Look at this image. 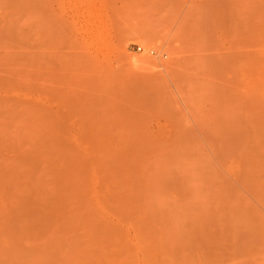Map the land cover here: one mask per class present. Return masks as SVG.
Returning a JSON list of instances; mask_svg holds the SVG:
<instances>
[{"label": "rangeland", "instance_id": "obj_1", "mask_svg": "<svg viewBox=\"0 0 264 264\" xmlns=\"http://www.w3.org/2000/svg\"><path fill=\"white\" fill-rule=\"evenodd\" d=\"M249 1L0 0V169L19 180L0 183V264H264V0ZM122 142L144 145L143 190L113 210L92 169L73 215L79 198L55 192L80 167L47 163ZM30 190L45 208L28 218L13 203Z\"/></svg>", "mask_w": 264, "mask_h": 264}, {"label": "bare ground", "instance_id": "obj_2", "mask_svg": "<svg viewBox=\"0 0 264 264\" xmlns=\"http://www.w3.org/2000/svg\"><path fill=\"white\" fill-rule=\"evenodd\" d=\"M233 1V0H232ZM249 1V0H248ZM250 3H251V1H249ZM259 2V1H258ZM263 2V1H262ZM234 3V2H233ZM248 5V4H247ZM250 5V4H249ZM252 5H253V3H252ZM260 5V4H259ZM262 7V6H261ZM244 8V7H243ZM246 9V8H245ZM255 11H258V9L256 10V8L254 9ZM262 10V9H261ZM247 11V10H246ZM254 11V12H255ZM245 12V11H244ZM247 12H249V11H247ZM252 13V12H251ZM250 13V14H251ZM253 14V13H252ZM255 14V13H254ZM262 14V13H261ZM223 16V15H222ZM254 16V15H253ZM256 16V15H255ZM258 16V15H257ZM260 16H262V15H260ZM243 17V16H242ZM252 18H255L256 19V22L259 20V18L257 17H252ZM261 18V17H260ZM248 19H250V18H248ZM255 19H253V20H255ZM258 19V20H257ZM245 20H247V19H245ZM252 20V19H251ZM262 22H263V20H262ZM182 23V22H181ZM243 23V22H242ZM250 23V22H249ZM234 26V25H233ZM250 26V25H249ZM251 26H252V24H251ZM262 26V25H261ZM248 27V26H247ZM235 28V27H234ZM246 28V27H245ZM255 28V27H254ZM256 29V28H255ZM255 29H253V30H255ZM258 29V28H257ZM243 30V29H242ZM264 31V30H263ZM262 31V32H263ZM5 35V34H4ZM251 44H253V43H251ZM16 45V44H15ZM256 46V45H255ZM258 57V56H257ZM11 60V59H10ZM14 60V59H13ZM262 60V59H261ZM12 61V60H11ZM138 62V61H137ZM142 62H144V61H142ZM15 63V62H14ZM145 63H147V62H145ZM134 64H136V63H134ZM138 64V63H137ZM140 65V64H139ZM142 65V64H141ZM15 66V65H14ZM133 66V65H132ZM137 66V65H136ZM1 70V69H0ZM6 70V69H5ZM13 74H15V73H13ZM7 75V74H6ZM12 75V74H11ZM18 75V74H17ZM3 99H5V98H3ZM1 101V100H0ZM9 101H11V100H9ZM251 101V100H250ZM3 102V101H2ZM5 102V101H4ZM7 103V102H6ZM8 104V103H7ZM7 106V105H6ZM256 106V105H255ZM5 107V106H4ZM8 107V106H7ZM16 107V106H15ZM9 108H10V106H9ZM8 108V109H9ZM13 108V107H12ZM16 109V108H15ZM7 110V109H6ZM27 110H29V109H27ZM12 111V110H11ZM7 112V111H6ZM13 112V111H12ZM254 112V111H253ZM256 112V111H255ZM8 113V112H7ZM11 113V112H10ZM19 113V112H18ZM4 114V113H3ZM10 115V114H9ZM8 115V116H9ZM12 115V114H11ZM11 117V116H10ZM9 117V118H10ZM12 117H13V115H12ZM22 117V116H21ZM1 118H3L2 116H1ZM24 118V117H23ZM3 120V119H2ZM4 120H6L7 121V119L5 118ZM21 120H23V119H21ZM4 122V121H3ZM17 124V123H16ZM252 124V123H251ZM260 124V123H259ZM6 126V125H5ZM4 126V127H5ZM10 126H11V124H10ZM9 127V126H8ZM22 127V126H21ZM13 128V127H12ZM17 128V127H16ZM19 128V127H18ZM18 128H17V130H18ZM259 128V127H258ZM10 129V128H9ZM41 129V128H40ZM6 130H8V128L6 129ZM5 130V131H6ZM255 130V129H254ZM223 131V130H222ZM244 131V130H243ZM249 131V130H248ZM14 132H16V131H14ZM19 132V131H18ZM39 132H40V130H39ZM245 132V131H244ZM7 132H5V134H6ZM21 133V132H20ZM24 133V132H23ZM22 133V134H23ZM247 133V132H246ZM41 134V133H40ZM245 134V133H244ZM257 134V133H256ZM255 134V135H256ZM9 135V134H8ZM7 135V136H8ZM38 135V134H37ZM260 135V134H259ZM1 137H2V135H0ZM4 136V135H3ZM42 136V135H41ZM240 136H242V135H240ZM245 136V135H244ZM253 136V135H252ZM6 137V136H5ZM9 137H11V136H9ZM25 137V136H24ZM29 137H31V136H29ZM45 137V136H44ZM249 136H245V138L244 139H247ZM258 137V136H257ZM264 137V136H263ZM3 138V137H2ZM7 138V137H6ZM242 138V137H241ZM1 139V138H0ZM10 139V138H9ZM8 139V140H9ZM12 139V138H11ZM19 139V138H18ZM22 140H23V136H22V138H21ZM33 139V138H32ZM42 138H40V139H38L37 138V140L36 139H34V140H36V142L38 141V140H40L39 142H42V140H41ZM46 139V138H45ZM251 139V138H250ZM4 140V139H3ZM44 140V139H43ZM239 140V139H238ZM238 140H236V143L238 142ZM240 140H243V138L242 139H240ZM247 140H249V139H247ZM260 140V139H259ZM258 140V141H259ZM262 140V139H261ZM4 141H7V139L6 140H4ZM18 141V140H17ZM20 141V140H19ZM59 141V142H58ZM57 141V143H61V141L60 140H58ZM114 141V140H113ZM127 141V140H126ZM125 141V142H126ZM228 141V140H227ZM251 141V140H250ZM250 141H248V142H250ZM30 142V141H29ZM110 142V141H109ZM124 142V141H123ZM123 142L120 144V145H117V144H115L114 146H109V145H107V146H103V147H100V148H98V149H96V150H91L90 152H89V154H88V158L90 159V163H89V160L88 159H86V160H88V163H87V161H84L85 162V164H84V162H83V160H81L80 161V156H81V154L79 155L77 152H76V154H74V155H71V156H73L72 157V159H69V160H65V161H58V162H54V163H47L48 165L46 166L45 164V166H46V168H49V166L51 167H53V169H54V167H58V166H60L59 168H62V167H64V169H67L68 168V170H67V173H68V171H69V169H71V168H73V169H77V168H75V167H80V170H75V171H78V173L80 174V175H78V177H74L75 176V174H74V172L75 171H71V172H73V173H70V171H69V174H71L70 176H72L73 174H74V178H72L70 181L72 182V183H67V184H69V185H67V187L65 188H57L56 189V192H55V189H54V192H55V194L57 193L58 194V197L57 198H59V199H62V201L63 202H66V201H64V200H67V202H68V199L69 198H79L78 199V201H73V202H71V203H73V204H75V205H71V206H73V208H72V210L75 208V206H76V208L77 209H75L74 211H75V213H72L73 215H75V214H77L78 212H79V210L80 209H82V208H86V206H87V208L89 209V207L92 205H90V203H84V202H82L81 203V198L80 197H82L85 193H87V188L88 187H90L91 185H89L88 183L90 182L91 183V181H90V176H92V175H90L91 174V170L92 169H97L98 167H99V169H98V171H100V172H102V174L103 175H105L104 177L108 180V182H109V185H110V187H106V188H108V193H107V190H106V193L108 194V196H107V194L106 193H103L104 194V197H105V194H106V196L107 197H105V198H107L106 199V201H108V204H110V202H113L114 204H113V207L115 208V209H113V210H117V211H121L120 209H123L124 210V205H125V203L127 202V201H129L133 196H137L140 192H141V190H143V188H141L142 187V185H145L147 182H146V180H144V182H143V179H142V177L144 176V175H142V176H140L143 172L142 171H140L141 170V168L140 169H138L137 171V173H135V171H134V168L135 169H137L138 168V161H137V159L139 158V159H141L139 156H137L138 158H136V155H133L132 153H133V150H134V147L133 146H130V145H135L136 143H134V144H132V143H130V145L128 144V143H124V145H122L123 144ZM233 142V141H232ZM244 142H245V140H244ZM243 142V143H244ZM12 143L14 144V145H12ZM17 143V146L15 145V143L14 142H12L11 141V149H12V146H13V148H14V146H15V148H18L19 146H21L22 144H21V142H20V145H19V142H16ZM139 142H137V144H138ZM225 143V142H224ZM246 143V142H245ZM244 143V144H245ZM256 143V142H255ZM0 146H2L3 144H5V145H3L4 146V148H5V146L8 148L9 147V143H7L8 144V146H7V144H6V142H3V144H2V141L0 142ZM27 144V143H26ZM36 144V143H35ZM37 144H39V143H37ZM112 144V143H111ZM128 146H127V145ZM136 144V145H137ZM244 144H243V148H244ZM258 144V143H257ZM263 144V143H262ZM19 145V146H18ZM29 145V144H28ZM28 145H26V146H28ZM117 145V146H116ZM140 145V144H139ZM139 145H137V146H139ZM239 145V144H238ZM247 145V144H246ZM245 145V146H246ZM259 145V144H258ZM35 146V145H34ZM33 146V147H34ZM39 146V145H38ZM36 147L35 148V150H33L32 152L34 153V152H36V154H35V156L37 155V151H38V149H39V147ZM249 146V145H248ZM257 146V145H256ZM32 147V148H33ZM40 147H41V150H43V149H46L47 150V148H44L43 146H41V144H40ZM53 147V146H52ZM51 147V149H53ZM141 147V150H142V147H144V145L143 144H141L140 146H139V148ZM219 147V146H218ZM225 147V146H224ZM3 148V149H4ZM10 148V147H9ZM38 148V149H37ZM43 148V149H42ZM137 148V147H136ZM135 148V149H136ZM242 148V149H243ZM2 148H0V150H1ZM10 149V150H11ZM18 149H22V151L24 150L22 147L20 148H18ZM28 149V148H27ZM49 150H51L50 149V147L48 148ZM244 149H246V147L244 148ZM255 149H257V147L255 148ZM254 149V150H255ZM261 149V148H260ZM263 150H264V148H262ZM14 150V149H13ZM30 150V149H29ZM32 150V149H31ZM48 150V151H49ZM59 151V149L58 148H56L55 149V146H54V149L52 150L53 152L54 151ZM137 150V149H136ZM140 150V149H139ZM140 150V151H141ZM144 150V149H143ZM146 150V149H145ZM175 150V149H174ZM185 150V149H184ZM237 150V149H236ZM263 150H262V153H263ZM12 151V150H11ZM18 150H16V152H17ZM21 151V152H22ZM77 151V150H76ZM171 151V150H170ZM186 151V150H185ZM238 151H240V150H238ZM246 151H248V150H246ZM251 151V150H250ZM30 152V151H29ZM32 152H30L31 154H29L28 152V154L26 155V153L25 154H23V158L24 157H26L27 158V156H28V158L29 157H32V156H34L33 154H32ZM39 152V151H38ZM79 152V151H78ZM91 152H92V154H91ZM135 152V151H134ZM137 152H138V150H137ZM23 153H24V151H23ZM49 153H52V152H49ZM48 153V154H49ZM75 153V152H74ZM140 153V152H139ZM142 153V152H141ZM147 153V152H146ZM149 153H150V151H149ZM17 154H19V152L17 153ZM22 154V153H21ZM41 154H43V153H41ZM41 154H39L38 153V155H41ZM47 154V153H46ZM87 154V153H86ZM91 154V155H90ZM131 154L134 156V157H132V159H131ZM151 154V153H150ZM240 154H241V152H240ZM253 154V153H252ZM252 154H250V155H252ZM29 155H32V156H29ZM84 155V154H83ZM98 155H99V157H98ZM156 155V154H155ZM246 155V154H245ZM254 155V157H253V159L254 160H256L255 162H258L257 161V159L259 160V161H261L262 160V162H263V157H264V155H262L263 157L262 158H260V156H258V157H255L256 156V154H253ZM259 155H260V153H259ZM19 157H22V156H20V155H18ZM248 156H249V154H248ZM19 157H15V158H13V159H15V160H19ZM37 157V156H36ZM146 156H144V158H145ZM150 157V156H149ZM243 157H245V159H246V157H247V155L246 156H243ZM251 157V156H250ZM38 158V157H37ZM37 158L35 159L34 158V160L32 159H30V161H32L31 162V165L32 164H34L33 163V161H35V162H37L36 160H37ZM85 158V157H84ZM87 158V157H86ZM255 158H257V159H255ZM260 158V159H259ZM11 160H12V158H10ZM20 159H22V158H20ZM81 159H83V156H82V158ZM134 159V160H133ZM143 159V158H142ZM153 159H155V158H153ZM249 159V158H248ZM252 159V162H248V165L250 166V163H252V164H254L253 163V160ZM23 160V159H22ZM26 160V161H25ZM27 160L28 159H24L22 162V164L24 165V167L27 165ZM85 160V159H84ZM24 161H25V164H24ZM38 164L40 163L41 164V162H40V159H38ZM137 161V162H136ZM162 161V160H161ZM160 161V162H161ZM251 161V160H250ZM18 162H20V160L18 161ZM29 162V161H28ZM83 162V163H82ZM105 162V163H104ZM210 162V161H209ZM21 163V162H20ZM106 163H108L106 166H105V164ZM109 163H111L110 165H109ZM247 163V162H246ZM4 164H6V163H4ZM37 164V163H36ZM135 164L137 165V166H135ZM140 164V163H139ZM8 165H11V166H15V165H13V163L11 164H8ZM7 165V167H8V169H7V167H5L6 169H7V171H6V169L4 170V168H2V169H0L1 171H2V173L4 172V171H6V172H4L3 173V175L4 176H2L1 175V172H0V183H3L4 181L3 180H5V179H7V181L8 180H10V181H12V182H14L15 183V181L17 182V184H18V181L19 180H14V179H12L13 177V174H14V172H13V169H10L9 170V166ZM28 167L30 168V164L28 163ZM35 165V164H34ZM64 165V166H63ZM109 165V166H108ZM142 165V164H141ZM156 165V164H155ZM246 165V164H245ZM18 166V165H17ZM22 166V165H21ZM36 166V165H35ZM39 166V165H38ZM97 166V167H96ZM103 166H105L106 168H104ZM147 166V165H146ZM34 167V166H33ZM33 167H32V169H33ZM51 167V168H52ZM260 167V166H259ZM12 168H14V167H12ZM37 168V167H36ZM35 168V169H36ZM46 168H44L43 169V171H41V172H43L44 173V171H46ZM50 168V169H51ZM108 168V169H107ZM110 168V169H109ZM166 168V167H165ZM175 168V167H174ZM250 168V167H249ZM263 168V167H262ZM15 169V168H14ZM19 169H20V165H19ZM21 169H22V167H21ZM31 169V168H30ZM63 169V168H62ZM170 169H171V167H170ZM256 169V168H255ZM15 170H17V169H15ZM24 170V169H23ZM23 170H22V172H23ZM160 170V169H159ZM159 170H158V172H159ZM9 171V172H8ZM31 171V170H30ZM38 172H40L39 170H37ZM36 171V172H37ZM47 171H48V169H47ZM46 171V172H47ZM80 171V172H79ZM208 171V170H207ZM214 171V170H213ZM256 171V170H255ZM19 172V171H18ZM20 172H21V170H20ZM37 172V173H38ZM40 172V174H42ZM96 172H97V170H96ZM165 172V171H164ZM205 172V171H204ZM6 173V174H5ZM31 173H33V171L31 172ZM67 173L65 174V175H67ZM76 173V172H75ZM145 173H147L148 174V172H145ZM150 173V172H149ZM191 173V172H190ZM29 174V173H28ZM34 174V173H33ZM33 174H31V175H33ZM45 174V173H44ZM60 174V173H59ZM64 174V173H63ZM62 174V175H63ZM94 174V173H93ZM97 173H95V176H96V178H97V175H96ZM98 174H100V173H98ZM102 174H100L101 175V177L103 176ZM155 174V173H154ZM158 174H160V173H158ZM30 175V178H32V176ZM43 175V174H42ZM161 175V174H160ZM160 175H158V176H160ZM176 175H177V173H176ZM1 176H2V178H1ZM10 176L12 177V178H10ZM16 176H18L17 174H16ZM15 176V177H16ZM23 176H25V174L23 175ZM22 176V177H23ZM34 176H35V174H34ZM170 176V175H169ZM172 176V175H171ZM180 176V175H179ZM37 177V176H36ZM56 177H58V176H56ZM66 177V176H65ZM100 177V178H101ZM140 177H141V179H142V182H141V179H140ZM146 177V176H145ZM243 177V176H242ZM8 178H10V179H8ZM29 178V177H28ZM28 179V180H31V179ZM42 179L44 178V177H41ZM50 178H51V175H50ZM60 178V177H59ZM58 178V179H59ZM95 178V177H94ZM98 178H99V175H98ZM98 178H97V180H98ZM99 178V179H100ZM157 178H160V177H157ZM171 178V177H170ZM193 178V177H192ZM19 179H20V177H19ZM39 179H40V177H39ZM57 179V178H56ZM63 180H64V178H62ZM93 179V178H92ZM91 179V180H92ZM106 179L104 180V181H106ZM147 179V178H146ZM162 179V178H161ZM174 179V178H173ZM48 180V179H47ZM69 180V179H68ZM102 180H103V177H102ZM101 180V181H102ZM176 180V179H175ZM174 180V181H175ZM3 181V182H2ZM6 181V182H7ZM44 180H42V182H43ZM53 181H55L54 179H53ZM57 181V180H56ZM56 181L54 182V183H56ZM65 181V180H64ZM159 181V180H158ZM157 181V182H158ZM6 182H5V184L4 185H7L8 184V182H7V184H6ZM41 182V183H42ZM45 182V181H44ZM43 182V183H44ZM47 182V181H46ZM107 182V181H106ZM146 182V183H145ZM170 182H172V181H170ZM249 182V181H248ZM13 183V184H14ZM42 183V184H43ZM57 183H58V181H57ZM159 183V182H158ZM3 184H1V185H3ZM10 184V183H9ZM8 184V185H9ZM12 184V185H13ZM108 184V183H107ZM106 184V185H107ZM37 185V184H36ZM36 185H34L35 187H38V186H36ZM39 186H41L40 184H38ZM55 185H58V184H55ZM108 185V186H109ZM159 185V184H158ZM31 186V185H30ZM45 186V185H44ZM54 186V185H53ZM52 186V187H53ZM186 186V185H185ZM188 186V185H187ZM186 186V187H187ZM256 186V185H255ZM2 187H4V186H1V188ZM10 187V186H9ZM47 187V186H46ZM51 187V186H50ZM51 187V188H52ZM154 187V186H153ZM199 187V186H198ZM14 188H15V186H14ZM31 189L33 188V186H31L30 187ZM42 188V187H41ZM44 188V187H43ZM53 188H55V187H53ZM53 188H52V190H53ZM8 189V188H7ZM13 189V188H12ZM34 189V188H33ZM141 189V190H140ZM148 189V188H147ZM10 190V189H9ZM34 190H36V188L34 189ZM34 190H30L29 192H28V194H26V195H24L23 197L22 196H16V197H19V198H16L15 197V199H17V202L15 203H13V200H15L13 197L15 196L13 193H12V190L10 191V193H9V191H8V193H9V195L10 194H12L11 196H13L12 197V203L13 204H15L16 205V207L15 208H17V207H21V209L20 208H18L19 210H14L13 208H10L11 210L13 209L14 210V212L15 211H17L16 213L18 214V212L21 210V211H23V209L24 210H26V211H24V213H25V215H26V217H28V215H29V213H27V212H30L31 210H32V212H30V214L31 215H33L32 213L34 212L33 210H35V212H38L39 210H36V209H38L40 206L41 207H44L45 205L42 203L41 204V201H39L40 200V198L41 197H38L37 196V198H36V192H33ZM37 190H38V188H37ZM36 190V191H37ZM51 190V191H52ZM233 190V189H232ZM50 191V190H49ZM48 191V192H49ZM95 191V190H94ZM105 191V190H104ZM146 191V190H145ZM213 191V190H212ZM40 192H42V191H40ZM92 192V191H91ZM91 192L89 193L88 192V194L91 196ZM214 192V191H213ZM256 192V191H255ZM8 193H6L7 195H8ZM37 193H39V190H38V192ZM44 193L45 192H43V195H44ZM47 193V192H46ZM51 193H53V192H51ZM97 193H98V197H99V193L100 192H96L95 194L97 195ZM102 193V192H101ZM4 194H5V192H4ZM41 194V193H40ZM54 194V195H55ZM87 194V195H88ZM94 194V193H93ZM158 194V193H157ZM198 194V193H197ZM48 195H50L49 193L47 194V196ZM102 194H100V196H101ZM153 195V194H152ZM40 196H42V194L40 195ZM86 196V195H85ZM22 197V198H21ZM45 197H46V194H45ZM55 197V198H56ZM84 197V196H83ZM86 197H88V196H86ZM94 196H92V198H93ZM8 198V197H7ZM43 199H44V196L42 197ZM48 198V197H47ZM85 198V197H84ZM101 198L103 199V196H101ZM104 198V199H105ZM58 199V200H59ZM8 200V199H7ZM10 200V199H9ZM46 200V199H45ZM45 200H43L42 202H44V203H46V205H47V202L45 201ZM47 200H49V198L47 199ZM53 200V199H52ZM56 200V199H55ZM89 199L87 198V201H88ZM91 200V199H90ZM54 201V200H53ZM61 201V200H60ZM70 201H72L71 199H70ZM69 201V202H70ZM86 201V200H85ZM86 201V202H87ZM105 201V203H107ZM50 202V201H49ZM66 202V203H67ZM89 202V201H88ZM133 202V201H132ZM60 203V202H59ZM62 203V202H61ZM227 203V202H226ZM11 204V203H10ZM9 204V205H10ZM20 204H23V206H21ZM50 204V203H49ZM68 204V203H67ZM112 204V203H111ZM20 205V206H19ZM24 205L26 206V207H24ZM90 205V206H89ZM146 205V204H145ZM65 206V205H64ZM121 206V207H120ZM143 206V205H142ZM176 206V205H175ZM177 206H179V205H177ZM14 207V206H13ZM22 207H24L23 209H22ZM48 207V206H47ZM46 207V208H47ZM111 205H110V210H111ZM119 207H120V209H119ZM123 207V208H122ZM239 207V206H238ZM33 208V209H32ZM45 208V207H44ZM50 208V207H49ZM49 208L47 209V211L49 210ZM51 208H52V206H51ZM62 208V207H61ZM236 208H237V206H236ZM40 209V208H39ZM94 209V208H93ZM92 209V210H93ZM119 209V210H118ZM133 209V208H132ZM230 209V208H229ZM10 210V211H11ZM43 210H45L46 211V209H43ZM63 210V209H62ZM122 210V211H123ZM254 210V209H253ZM83 211H84V209H83ZM82 210H81V213L83 212ZM86 211H87V209H86ZM12 212V211H11ZM14 212H13V214H14ZM90 212V211H89ZM97 212V211H96ZM169 212V211H168ZM241 212V211H240ZM19 213H21L22 214V216L24 215L23 214V212H19ZM92 213V212H91ZM163 213V212H162ZM230 213V212H229ZM11 214V213H10ZM20 214V215H21ZM171 214V213H170ZM173 214V213H172ZM177 214V213H176ZM31 215H29V216H31ZM91 215H93V214H91ZM18 216V215H17ZM77 216V215H76ZM81 216V215H80ZM126 216H128V215H126ZM175 216V215H174ZM72 217V216H71ZM94 217V216H93ZM232 217V216H231ZM21 218V217H20ZM24 218V217H23ZM29 218V217H28ZM75 218V217H74ZM74 218H72V220L74 219ZM227 218V217H226ZM233 218V217H232ZM261 218V217H260ZM131 219V218H130ZM175 219V218H174ZM71 220V221H72ZM94 220V219H93ZM129 220V219H128ZM162 220V219H161ZM167 220V219H166ZM96 221V220H95ZM179 221V220H178ZM187 221V220H186ZM28 223H29V220L27 221ZM104 222V221H103ZM126 222V221H125ZM139 222V221H138ZM204 222V221H203ZM208 222V221H207ZM251 222V221H250ZM23 223V222H22ZM24 223L26 224V226H27V224L28 223H26L25 221H24ZM30 225H32V221H30ZM140 223V222H139ZM259 223V222H258ZM24 224V225H25ZM34 224V223H33ZM96 224V223H95ZM94 223L93 224H91V225H93V226H96ZM246 224V223H245ZM17 225H18V223H17ZM20 225V224H19ZM29 225V224H28ZM98 225V224H97ZM109 225V224H108ZM170 225H171V223H170ZM177 225H178V223H177ZM199 225V224H198ZM248 225V224H247ZM253 225V224H252ZM21 226V225H20ZM82 226V225H81ZM110 226V225H109ZM163 226V225H162ZM179 226V225H178ZM32 227H33V225H32ZM31 227V228H32ZM253 227V226H252ZM15 228V227H14ZM27 228H29L30 230H31V228L30 227H27ZM34 228V227H33ZM32 228V229H33ZM194 228V227H193ZM205 228V227H204ZM228 228V227H227ZM24 230V229H23ZM238 230V229H237ZM103 231V230H102ZM233 231V230H232ZM236 231V230H235ZM262 231V230H261ZM100 232V231H99ZM178 232V231H177ZM118 233H119V231H118ZM117 233V234H118ZM183 233V232H182ZM238 233V232H237ZM236 233V234H237ZM105 234V233H104ZM240 235V234H239ZM98 236V235H97ZM183 236V235H182ZM252 236H254V235H252ZM257 236V235H256ZM262 236V235H261ZM245 237V236H244ZM177 238V237H176ZM241 238V237H240ZM102 241V240H101ZM190 241V240H189ZM188 241V242H189ZM96 242V241H95ZM236 242H238V241H236ZM81 243V242H80ZM235 243V242H234ZM237 244V243H236ZM58 245V244H57ZM166 246V245H165ZM235 246V245H234ZM163 247V246H162ZM178 249V248H177ZM175 250V249H174ZM173 250V251H174ZM236 250V249H235ZM53 252V251H52ZM57 253V252H56ZM191 253V252H190ZM167 254V253H166ZM174 254V253H173ZM189 256H190V254H189ZM164 260V259H163Z\"/></svg>", "mask_w": 264, "mask_h": 264}, {"label": "built area", "instance_id": "obj_3", "mask_svg": "<svg viewBox=\"0 0 264 264\" xmlns=\"http://www.w3.org/2000/svg\"><path fill=\"white\" fill-rule=\"evenodd\" d=\"M139 50H141V48H139Z\"/></svg>", "mask_w": 264, "mask_h": 264}]
</instances>
